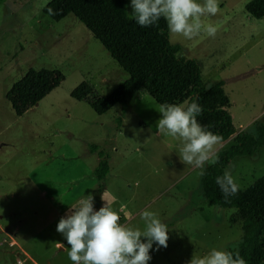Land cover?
Returning <instances> with one entry per match:
<instances>
[{"label": "rangeland", "instance_id": "obj_1", "mask_svg": "<svg viewBox=\"0 0 264 264\" xmlns=\"http://www.w3.org/2000/svg\"><path fill=\"white\" fill-rule=\"evenodd\" d=\"M51 1L0 0V264H72L56 227L89 194L95 210L106 202L122 224L143 230L140 213L149 210L167 225L168 246L154 243L148 264H188L192 255L237 248L244 236L237 209L208 205L200 169L180 162L181 140L158 131L160 105L147 91L126 111L118 104L102 115L92 97H72L83 82L110 95L129 73L74 14L47 16ZM250 1L219 0L217 14L201 18L217 28L214 37L171 33L178 56L198 61L209 87L223 82L238 131L264 123V17L247 12ZM128 12L133 17L130 4ZM32 68L59 69L66 79L17 116L7 92ZM235 136L216 145L217 156ZM101 153L111 166L103 181L94 176ZM226 171L249 188L264 176V147Z\"/></svg>", "mask_w": 264, "mask_h": 264}, {"label": "trees", "instance_id": "obj_2", "mask_svg": "<svg viewBox=\"0 0 264 264\" xmlns=\"http://www.w3.org/2000/svg\"><path fill=\"white\" fill-rule=\"evenodd\" d=\"M130 0H52L44 13L54 21L74 14L102 43L118 64L129 73V78L110 95L100 96L88 82L80 84L72 97L78 101L93 98L91 107L97 114H104L115 105L126 111L131 100L140 90L147 91L161 106L183 104L195 99L203 108L198 122L221 142L235 136V143L218 153V161L208 165L202 176V187L209 206L235 208L243 222V240L235 249L247 264H264V176L247 189H240L227 200L216 183L230 162L239 156L254 157L264 147V123L255 122L254 130L238 131L228 110L229 97L223 82L209 87L200 64L195 59L179 57L180 45L173 44L166 21L141 27L130 17ZM51 8L56 13L49 15ZM247 12L256 18L264 17V0H252ZM66 79L59 69H30L7 92L17 116L24 115L42 99L58 88ZM122 122V118L118 119ZM95 147H93L94 150ZM111 171L108 157L101 153V160L94 170L99 181Z\"/></svg>", "mask_w": 264, "mask_h": 264}, {"label": "clouds", "instance_id": "obj_3", "mask_svg": "<svg viewBox=\"0 0 264 264\" xmlns=\"http://www.w3.org/2000/svg\"><path fill=\"white\" fill-rule=\"evenodd\" d=\"M131 15L141 27L152 26L163 18L170 33L186 39L198 37L203 30L214 37L217 28L203 24L205 15L215 16L219 11V0H130ZM49 15H55L48 9ZM202 106L193 99L183 104H162L160 119L156 122L158 131L182 141L180 162L200 169L205 174L206 162H217L216 145L221 137L203 127L197 116ZM216 183L227 200L239 191L230 172L225 171L216 178ZM102 200L104 201L103 197ZM144 229L133 228L120 222L119 213L106 202L99 210L94 208V197L89 194L69 207L61 217L56 231L63 235L72 264H148L152 259L153 244L167 248L169 230L157 214L144 210L140 213ZM144 238V239H142ZM188 264H247L239 252L233 253L212 249L207 255H192Z\"/></svg>", "mask_w": 264, "mask_h": 264}]
</instances>
